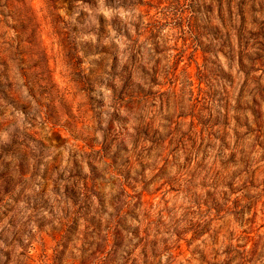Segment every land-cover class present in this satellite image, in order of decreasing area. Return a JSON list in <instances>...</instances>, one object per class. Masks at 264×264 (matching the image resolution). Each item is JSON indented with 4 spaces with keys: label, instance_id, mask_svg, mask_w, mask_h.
<instances>
[{
    "label": "clouds",
    "instance_id": "obj_1",
    "mask_svg": "<svg viewBox=\"0 0 264 264\" xmlns=\"http://www.w3.org/2000/svg\"><path fill=\"white\" fill-rule=\"evenodd\" d=\"M14 2L0 264H264V0Z\"/></svg>",
    "mask_w": 264,
    "mask_h": 264
},
{
    "label": "rangeland",
    "instance_id": "obj_2",
    "mask_svg": "<svg viewBox=\"0 0 264 264\" xmlns=\"http://www.w3.org/2000/svg\"><path fill=\"white\" fill-rule=\"evenodd\" d=\"M19 3H20V0H15V2L13 3V5H12V7L14 9L13 15H14V18L18 22V26H22L24 23V20L22 18V13H21L19 7H17V5ZM31 68H32V65L30 63V69ZM30 80L33 84L34 89L36 91H39L41 98L42 99H48L50 96V93L48 91V88L44 84L42 74L35 72V71H32V74L30 76ZM3 90H4V86L2 84H0V92H2ZM49 113L52 116L55 115L54 109L52 108L51 104H49Z\"/></svg>",
    "mask_w": 264,
    "mask_h": 264
}]
</instances>
